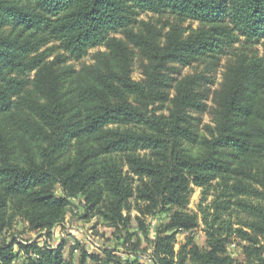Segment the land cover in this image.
<instances>
[{
    "label": "trees",
    "instance_id": "trees-1",
    "mask_svg": "<svg viewBox=\"0 0 264 264\" xmlns=\"http://www.w3.org/2000/svg\"><path fill=\"white\" fill-rule=\"evenodd\" d=\"M138 13L173 21L135 30ZM100 45L107 52L95 65H66ZM135 50L142 82L132 79ZM223 56L214 126L201 132V76L176 81L166 71ZM166 104L168 115L151 110ZM77 197L118 232L133 210L167 214L154 264H264V0H0V235L20 220L51 238ZM201 225L206 247L189 235L176 251L177 235ZM233 244L242 261L229 254ZM15 245L25 264H74L65 244L17 240L0 247V264H15ZM78 250V264H129L77 241L71 255Z\"/></svg>",
    "mask_w": 264,
    "mask_h": 264
},
{
    "label": "rangeland",
    "instance_id": "rangeland-1",
    "mask_svg": "<svg viewBox=\"0 0 264 264\" xmlns=\"http://www.w3.org/2000/svg\"><path fill=\"white\" fill-rule=\"evenodd\" d=\"M135 18L136 23L132 26L135 30L143 22H151L161 28L168 20H170L167 16H160L152 13H138L135 15ZM170 21H173V19ZM183 27L197 29L199 28V24L196 22H186ZM167 31L168 29H164V33ZM110 37L124 39L125 35L122 32H112L110 33ZM257 49L259 51L262 50L260 45L257 46ZM105 52H107L106 47L100 45L91 48L88 54L80 60L71 58L67 61L66 65L71 67L74 71L80 72L85 67L95 65L98 55ZM52 59L53 57L50 58V60ZM142 62L143 60L140 57L139 52L135 50L132 79L136 82H142L144 80L143 71L141 69ZM228 64L229 57L223 56L219 61L201 59L188 66L172 63L168 66L166 71V73L176 81H180L189 76H201V92L204 97L203 101L207 105V110L201 114L193 113V116L200 119L199 129L201 132H203V129L206 126H214L213 111L217 106V98L221 91ZM34 77L35 73L31 74L29 79L33 80ZM169 93L170 97L173 98L175 90L171 89ZM169 108L170 104L163 106L156 105L151 107V110L157 115H168ZM202 193L203 191L201 189H194L189 203V209L191 212H198V207L202 200ZM57 195L63 197V193L59 187H57ZM212 199L213 197L209 196L207 201L211 202ZM131 218L132 222L129 230L118 232L115 229L110 228L107 223L99 217H89L86 213L84 199L82 197H77L71 199L69 213L64 222L53 229L51 238H48L43 232L29 230L27 224L18 220L10 231H5L0 235V247L10 245L15 240L26 243L27 245L39 243V245L43 247L45 239L42 237H45L46 240H48V243L51 244L49 245L51 247L58 248L61 244H65L63 250L64 256L66 259H71L74 264L79 263L81 256L80 250L74 252L73 255L70 253L71 248L77 241L81 246L85 247L89 254L98 255L102 258L105 257L104 251L108 250L115 253V255H117L116 257L129 264L134 262L154 264L153 253L155 237L157 232L168 224V215L158 213L150 216H141L138 211L133 210L131 212ZM142 224L146 229L141 228L140 225ZM189 235L194 238L195 243L199 247H206V233L204 231V226L201 225L191 233H179L177 235L176 251H178L181 245L186 242V238ZM235 244L228 247V252L233 258L242 261L243 255L241 247L238 246V244ZM14 251L18 254L14 263L25 264L27 256L25 253L19 252L18 245L14 246Z\"/></svg>",
    "mask_w": 264,
    "mask_h": 264
},
{
    "label": "built area",
    "instance_id": "built-area-1",
    "mask_svg": "<svg viewBox=\"0 0 264 264\" xmlns=\"http://www.w3.org/2000/svg\"><path fill=\"white\" fill-rule=\"evenodd\" d=\"M42 238H44L45 239V244L43 245V247H46L47 249H50V250H53V249H56L57 247H51V246H49V245H51L50 243H48V240H46V238L45 237H42Z\"/></svg>",
    "mask_w": 264,
    "mask_h": 264
}]
</instances>
